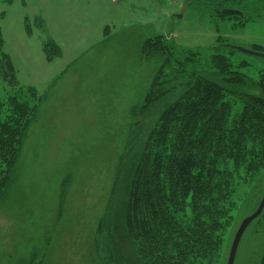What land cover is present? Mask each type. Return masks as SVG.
<instances>
[{
	"label": "rangeland",
	"instance_id": "obj_1",
	"mask_svg": "<svg viewBox=\"0 0 264 264\" xmlns=\"http://www.w3.org/2000/svg\"><path fill=\"white\" fill-rule=\"evenodd\" d=\"M229 5L246 19L200 0H0L3 50L19 85L38 95L0 201V264H28L33 256L42 264H102L101 246L107 250L112 235L122 261L141 264L118 218L135 155L159 113L157 105L140 112L161 63L145 57L142 44L162 35L183 49L218 40L264 49V0ZM48 40L60 50L51 59ZM230 54L234 70L252 80L264 77V57L237 49ZM182 80L170 82L175 95ZM10 92L0 81V97ZM263 192L264 172L251 188L238 189L220 264ZM102 217L108 222L99 226ZM263 244L264 211L243 232L233 264H259Z\"/></svg>",
	"mask_w": 264,
	"mask_h": 264
},
{
	"label": "trees",
	"instance_id": "obj_2",
	"mask_svg": "<svg viewBox=\"0 0 264 264\" xmlns=\"http://www.w3.org/2000/svg\"><path fill=\"white\" fill-rule=\"evenodd\" d=\"M200 1L228 10L235 0ZM2 37L0 30V81L11 92L0 97V201L38 99L33 87L19 85ZM218 43L183 49L156 35L142 44L143 55L161 63L146 84L140 112L157 105L159 113L135 155L118 218L141 264H220L238 189L251 188L264 172V77L252 80L234 70V48L220 50ZM250 49L264 52L254 44ZM44 50L47 59L60 55L52 40ZM178 78L183 83L175 95L169 85ZM106 222L102 217L99 226ZM111 237L107 250L97 243L104 254L99 263L125 264ZM28 264L42 261L33 256Z\"/></svg>",
	"mask_w": 264,
	"mask_h": 264
},
{
	"label": "water",
	"instance_id": "obj_3",
	"mask_svg": "<svg viewBox=\"0 0 264 264\" xmlns=\"http://www.w3.org/2000/svg\"><path fill=\"white\" fill-rule=\"evenodd\" d=\"M228 13L231 14L232 11L230 10V11H228ZM230 47H232V46H230ZM233 48L237 49L241 52L247 53V54L264 57L263 51H257V50H253L250 48H242V47H237V48L233 47ZM263 208H264V194L261 197V199H260L257 207L255 208V210L251 214L244 217L241 220V222L239 223V225H238V227L234 233L233 239L231 241V245L229 248L226 264H233L235 253L237 250V246H238V243L241 239L243 232L245 231L247 226L250 224V222L253 221L255 218H257L261 214Z\"/></svg>",
	"mask_w": 264,
	"mask_h": 264
},
{
	"label": "flooded vegetation",
	"instance_id": "obj_4",
	"mask_svg": "<svg viewBox=\"0 0 264 264\" xmlns=\"http://www.w3.org/2000/svg\"><path fill=\"white\" fill-rule=\"evenodd\" d=\"M230 9H231V11L234 13V14H236V15H238L239 13H238V11H236L235 9L233 10L232 8H229L228 10L227 9H225V10H223V7L221 8V9H219L218 11H219V13L220 14H222V13H228L227 11H230ZM215 10V9H214ZM225 13V14H226ZM229 14V13H228ZM229 15H231V14H229ZM220 44H221V46H227V47H230V45H228L227 43H225V42H219ZM218 43V44H219Z\"/></svg>",
	"mask_w": 264,
	"mask_h": 264
}]
</instances>
